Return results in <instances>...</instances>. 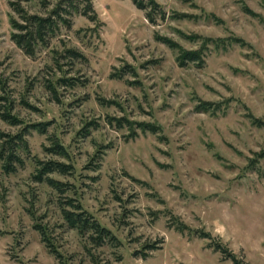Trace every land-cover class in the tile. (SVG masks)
I'll list each match as a JSON object with an SVG mask.
<instances>
[{
  "label": "rangeland",
  "instance_id": "374dc122",
  "mask_svg": "<svg viewBox=\"0 0 264 264\" xmlns=\"http://www.w3.org/2000/svg\"><path fill=\"white\" fill-rule=\"evenodd\" d=\"M10 1L0 0V112L22 122L0 114V133L29 128L15 171L0 159V264H60L35 224L65 264H233L218 243L264 264V0H157L156 23L133 0H92L96 21L74 13L32 56L12 39ZM51 160L72 166L49 174L62 191L36 177ZM72 198L116 240L96 246L71 228Z\"/></svg>",
  "mask_w": 264,
  "mask_h": 264
},
{
  "label": "trees",
  "instance_id": "16d2710c",
  "mask_svg": "<svg viewBox=\"0 0 264 264\" xmlns=\"http://www.w3.org/2000/svg\"><path fill=\"white\" fill-rule=\"evenodd\" d=\"M134 3L142 10H145L146 17L149 21L156 23V18H165L166 11L162 8L157 0H133ZM25 3L36 2L43 9L46 10L45 14L30 12ZM10 5L12 10L17 16L11 18V25L13 28L12 39L16 44L22 48L28 55H34L36 49L40 47H49L52 38L61 31L62 27L71 28L73 25L72 17L74 13H81L87 16L91 21L97 20V13L94 8L92 0H11ZM72 60H86L87 57L77 49L66 48L64 52ZM186 58L197 59L198 54L189 52ZM63 82L64 85L75 86L77 82L74 77H62L58 79L57 83ZM55 90V89H54ZM108 102L114 103L115 101L109 100ZM2 118L13 124L18 125L22 121L16 115H13L10 110L0 112ZM109 121L113 123L117 122L119 127L126 125H132V121L122 118L110 117ZM140 128L148 129L151 125L143 122H135ZM42 124L31 125V127L37 128L40 132H45V127ZM150 126V127H149ZM29 125H26L20 133L15 135H2L8 136L0 149V159L5 160L4 167L8 172L15 171L13 167V160H21L16 154V147L25 148L28 145L26 134ZM51 150L58 155L67 156L68 151L63 144L55 141ZM72 166L62 161L51 160L45 163L41 162V166L38 169L36 177L46 182L53 188L62 191L64 190L63 182L59 181L49 174L53 172H59L61 174H67L71 171ZM46 176V177H45ZM46 178V179H45ZM62 206V214L66 222L71 228H75L79 233L87 237L91 243L96 246H102L106 241L116 240V236L113 231L103 225L95 216L87 211L81 203H77L75 199H70ZM73 209H71V208ZM35 229L41 234L42 241L48 248L49 252L55 254L60 260V264H65L63 261V255L51 242V239L46 231L40 224H35ZM217 250L223 254H227V258L232 259L233 264H247L242 259L237 257L234 253L229 252L221 244H217Z\"/></svg>",
  "mask_w": 264,
  "mask_h": 264
}]
</instances>
